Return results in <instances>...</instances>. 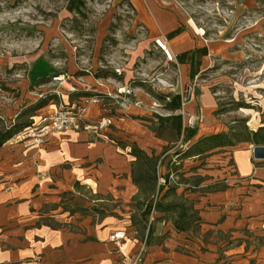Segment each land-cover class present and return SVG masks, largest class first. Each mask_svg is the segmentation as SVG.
<instances>
[{"label":"crops","instance_id":"0c3cea01","mask_svg":"<svg viewBox=\"0 0 264 264\" xmlns=\"http://www.w3.org/2000/svg\"><path fill=\"white\" fill-rule=\"evenodd\" d=\"M127 1L135 10L136 20L146 29L150 45L155 38L165 41L182 85H195L215 57L228 55L222 41L203 37L174 6L162 8L157 0ZM132 76L130 71L117 81L100 76L97 83L90 82L84 90L102 93L122 90L131 86ZM86 92L76 91L67 96L71 99L74 94L89 95ZM196 93L184 102L182 91H175L165 97L167 101L162 105L153 106L147 95L137 89L135 100L143 106L136 108L129 103L123 111L135 114L136 118L131 120L125 115H118V121L115 117L108 118L110 124L116 121V128L123 126L124 120L132 124L138 118H151L159 126L170 128L180 140V146L185 147L176 153L182 158L196 157L218 147L233 148L235 143L253 144L235 141L226 132L210 133L215 127L210 113L215 110L216 102L202 89ZM96 107L95 104L88 107L86 118L100 114ZM32 115L24 122L26 126L33 124ZM189 116L202 119L197 128L186 125ZM25 127L0 146V264H122L118 249L131 254L142 243L145 253L140 264H264V159H254L252 148H233L231 172L234 173L225 175L222 188L190 192L197 196L190 207L184 201H166L170 191L176 189L181 200V191L186 192L182 185L170 190L166 184L160 190L155 185L156 196L161 194L154 200L156 204H146L142 209L144 228L143 238L139 239L133 224L122 227L113 215L85 212L89 200L83 190L111 194L116 202L123 203L132 202L138 192L150 196L154 190H142L132 179L134 157L130 149L135 145L147 155L155 156L157 167L163 156L162 151L155 149L157 145L144 148L136 139L131 144H115L113 136L123 134L121 130L101 133L96 140H91L86 132L66 130L48 136L40 146L27 145L15 138ZM219 133L231 137L233 145L206 149L213 144L207 137ZM157 141L153 136L152 142ZM201 149L206 150L199 152ZM186 150H190L188 156L183 155ZM210 184L215 183L198 186ZM62 193L69 196L62 197ZM189 208L194 209L191 214ZM194 224H197L196 232H192ZM117 229L126 232L119 247L108 238ZM206 231L210 235L204 238Z\"/></svg>","mask_w":264,"mask_h":264},{"label":"rangeland","instance_id":"374dc122","mask_svg":"<svg viewBox=\"0 0 264 264\" xmlns=\"http://www.w3.org/2000/svg\"><path fill=\"white\" fill-rule=\"evenodd\" d=\"M157 1L162 8L174 6L186 21L202 32L203 37L219 39L228 49L227 56L213 59L195 85L181 84L177 66L168 60L154 40L150 45L146 29L136 20L135 10L127 0H0V129L19 126L33 114V124L18 132L19 136L15 138L21 143L36 145L32 134L50 125L57 113L79 110L81 128L77 131L86 132L91 140L99 139L101 133L121 130L123 134L113 136L115 144H131L136 139L144 148L157 145L155 149L162 151L163 156L157 160L158 164L161 159V164L156 167V188L159 178L172 173L177 183H167L166 188L170 190L182 185L186 192L178 189L180 200L177 189L170 191L166 201H184L185 206L190 207L197 197L190 192L222 188L225 175L234 173L231 172L233 148L251 149L254 144L235 143L233 148L218 147L196 157L182 158L176 153L185 147L180 146V140L170 128L159 126L151 118L134 119L132 124L124 120L123 126L116 128V117L136 118L135 114H124L123 111L129 103L136 108L142 105L135 100L137 89L147 95L153 106L162 105L167 101L165 97L175 91H182L186 102L202 89L216 102L215 110L210 113L215 126L210 133L240 136L244 126L251 131L263 126L264 0ZM126 71L133 75L129 87L108 93L84 90L90 82L97 83L100 76L105 80H122ZM45 75L48 76L42 77ZM76 91H87L89 95L74 94L69 99L67 95ZM91 97L96 101H91ZM39 101H44L45 105L19 117L21 111ZM91 104L97 106L100 114L86 118ZM101 117H115L116 121L106 129L95 130L93 126ZM201 122L202 119L197 118L189 125L186 118V125L191 128H197ZM84 125L91 128L84 129ZM64 131L50 128L45 137ZM153 136L159 140L158 144L152 142ZM212 182L215 184L198 186ZM83 194L89 200L85 212L113 215L122 227L133 224L138 231L136 235L142 239V209L146 204H156L154 200L157 201L161 193L156 196L157 189L150 196L138 192L128 203L116 202L111 194H93L91 189H84ZM61 196L69 195L62 193ZM97 198L101 200L90 201ZM193 210L189 208L188 214ZM196 225L192 232L198 230ZM118 230L124 231L114 230L108 238ZM209 235L206 231L203 237ZM122 240L114 241L117 247ZM136 252L124 254L118 249L122 260L125 255L132 256ZM144 253L145 250L141 252V259Z\"/></svg>","mask_w":264,"mask_h":264},{"label":"trees","instance_id":"16d2710c","mask_svg":"<svg viewBox=\"0 0 264 264\" xmlns=\"http://www.w3.org/2000/svg\"><path fill=\"white\" fill-rule=\"evenodd\" d=\"M44 101H39L35 105L27 107V109L20 112L19 117H22L23 115L29 113L30 111H33L37 109L38 107L44 105ZM29 115V114H28ZM31 115V114H30ZM0 123H2V119L0 118ZM15 124L14 127H5V129H0V146L2 143L7 140L12 134L16 133L21 128L25 127L26 125L24 123H19V126ZM17 129H15L16 127ZM264 130L263 127H259L257 130L251 131L247 127L244 126L243 132L240 136H238L236 133L232 135L233 138H236V141L242 142H251L255 145L264 144V134H262V131ZM210 141L213 142V144L206 149H210L217 145H233V141L231 137L227 136L225 133H219L216 135H211L207 137ZM196 144L192 145L195 146ZM206 149H201L199 152H204ZM191 150V149H190ZM190 150H186L183 155L188 156L190 154ZM131 154L133 155L134 159L132 161V168H131V174L132 179L138 185L140 189L143 190V188L147 192H152L154 190V187L156 185L157 175H156V157L155 156H149L144 151L138 149L135 145L131 146L130 149ZM164 185L159 184V190ZM149 208H147V211Z\"/></svg>","mask_w":264,"mask_h":264},{"label":"built area","instance_id":"2783aa9c","mask_svg":"<svg viewBox=\"0 0 264 264\" xmlns=\"http://www.w3.org/2000/svg\"><path fill=\"white\" fill-rule=\"evenodd\" d=\"M155 44L163 51L164 55L168 58V60H172V55L170 51L168 50L165 41H163L161 38H155L154 39ZM91 101H96L94 97L90 98ZM79 118V110L71 111V112H59L54 117V119L51 120L50 125H45L37 134H32L35 137L33 138V144H41L46 139V133L49 132V129H55L56 131H63L67 129H73V130H79L80 124L78 122ZM197 119L196 116H189L188 122L189 124L195 123V120ZM110 124V119L108 117H101L97 124L93 126L95 130H101L102 128L107 127ZM84 129L91 128L90 125H84ZM27 129V127L25 128ZM24 134V133H23ZM167 183H177L175 181V178L172 173H168L166 178H159L158 184H167ZM125 237V231L118 230L115 231L110 235V239L113 241H119L120 239H124ZM144 243L140 245V248L137 250L135 254L132 256L125 255L123 258L122 264H140L141 263V252L144 250Z\"/></svg>","mask_w":264,"mask_h":264},{"label":"water","instance_id":"95a60500","mask_svg":"<svg viewBox=\"0 0 264 264\" xmlns=\"http://www.w3.org/2000/svg\"><path fill=\"white\" fill-rule=\"evenodd\" d=\"M252 157L254 159H264V145H254L252 147Z\"/></svg>","mask_w":264,"mask_h":264}]
</instances>
